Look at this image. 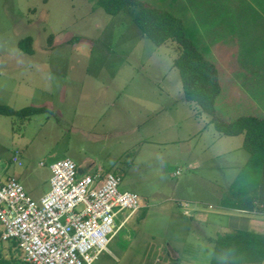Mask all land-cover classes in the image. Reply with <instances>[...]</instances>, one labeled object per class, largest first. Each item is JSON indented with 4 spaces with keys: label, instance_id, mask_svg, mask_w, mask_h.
<instances>
[{
    "label": "rangeland",
    "instance_id": "1",
    "mask_svg": "<svg viewBox=\"0 0 264 264\" xmlns=\"http://www.w3.org/2000/svg\"><path fill=\"white\" fill-rule=\"evenodd\" d=\"M139 1L181 19L188 38L220 69L225 88L232 36L264 23L252 17H264V0ZM92 6L90 0H0V105L45 108L29 120L0 116V176L27 173L28 183L18 182L38 201L49 190L50 165L59 160L71 159L91 175L115 173L119 191L136 194L141 209L95 264H211L214 240L229 233L214 226L231 221L207 227L187 216L188 223L184 211L210 212L208 205L217 211L254 190L264 154L233 171V156L244 151H232L243 137L228 141L183 101L176 46L156 47L143 38L132 23L136 9L111 17ZM27 37L32 55L18 48ZM74 37L80 40L72 43ZM229 103L228 94L219 112L233 121ZM236 227L264 236L263 221ZM166 243L182 257L167 253Z\"/></svg>",
    "mask_w": 264,
    "mask_h": 264
},
{
    "label": "built area",
    "instance_id": "2",
    "mask_svg": "<svg viewBox=\"0 0 264 264\" xmlns=\"http://www.w3.org/2000/svg\"><path fill=\"white\" fill-rule=\"evenodd\" d=\"M49 172V191L38 201L16 179L0 177V240L13 241L24 264H94L141 209L138 197L119 191L115 173L78 177L71 159Z\"/></svg>",
    "mask_w": 264,
    "mask_h": 264
},
{
    "label": "trees",
    "instance_id": "3",
    "mask_svg": "<svg viewBox=\"0 0 264 264\" xmlns=\"http://www.w3.org/2000/svg\"><path fill=\"white\" fill-rule=\"evenodd\" d=\"M90 1L93 4V11L101 9L111 17L118 16L126 9H136L132 23L140 30L143 38L150 40L156 47L168 43L176 46L177 54L173 67L179 73L183 101L196 105L203 114L208 116L218 135L242 136V149L250 154V159L260 152L264 154V120L247 116L226 121L216 111V100L221 92L217 69L187 37L181 19L169 11L147 6L139 0ZM79 40L80 38L74 37L72 43ZM31 44L32 39L27 37L19 41L18 48L23 53L32 55ZM43 112H45L44 107L14 110L0 105V116L20 120H29ZM77 172L84 174V170L80 167ZM225 208L264 215V161L261 163V175L256 188L243 196H237L232 202L225 203ZM213 247L211 264H242V262L261 264L264 262L263 235L246 231L228 233L217 236Z\"/></svg>",
    "mask_w": 264,
    "mask_h": 264
},
{
    "label": "crops",
    "instance_id": "4",
    "mask_svg": "<svg viewBox=\"0 0 264 264\" xmlns=\"http://www.w3.org/2000/svg\"><path fill=\"white\" fill-rule=\"evenodd\" d=\"M252 17H257L258 21L264 22V17L260 16L259 14L256 15L254 14V16ZM259 26L260 28L258 29L251 28L250 30H247V32L243 28L238 35H235L236 37L233 38L232 36V44H231L232 48H230V54L232 55V63H231V70L229 77L230 81H229V86L227 88H225L222 85L221 75L219 74L220 69L218 70V66L217 65L215 66L218 72L220 86H221L220 95L216 100V111L218 112V114L220 113L219 109H223L222 103L225 102V96L229 94L231 98V103H229V105L233 110L234 116L237 117L235 119H238L240 117L254 116L264 120V92L258 93V88L261 89L264 88V23L260 24ZM186 35L187 37L191 36L190 34L188 36L187 30H186ZM219 115L224 120H229L227 119L225 113H220ZM236 138L238 137H229L228 141H236L233 140ZM238 149L244 151L242 149V143H241V147H238L237 145V147H235V149L232 152ZM226 154H230V153H226ZM233 157H235L234 161L233 163L231 162L232 164L230 165L233 171L236 170V168L240 165L241 162H244V164L247 163L246 165H248L249 163L248 161L251 160L249 154L246 151H244V154L242 155L233 156ZM198 165L201 166L200 162L198 163ZM83 170H84V174L78 173L79 176L90 174V168L86 167ZM23 174L24 175L17 174L15 175L14 178H18L17 181H19L20 183L21 180H23L26 185L30 179V176H28L27 173H23ZM0 177L6 179L9 176H0ZM47 184L49 187V179L47 181ZM45 194H43L39 199H41ZM223 195L224 192L223 190H221L220 194L218 195L219 199H222ZM206 208L210 210V212H202V210H200L199 208L193 209L191 211L185 210L186 212L184 211V215H185L184 219H187L186 218L187 216L193 217V220L194 218H198L199 221L197 223L209 227L210 225L212 226V224L215 223L216 220L220 221L222 219L227 218L229 219V222L231 221L228 224V226L226 227L214 226L215 228L221 229V234H225L227 232L233 233L237 231H245V230H241L240 227H236V226H246L249 224L250 220L256 222L259 221L264 222V215H258L256 213H250L248 211H240L236 209H227V208H221L218 209L217 211H213L214 208L211 205L206 206ZM203 213H210V215H204ZM242 218L247 220H241ZM187 221L188 223H191L190 218L187 219ZM253 225L254 223L252 224V226H249V229H253ZM1 229H0V233H1ZM246 232H251V231H246ZM0 242L3 241L0 240ZM3 243L6 244V253L0 255L3 257V260L1 259L2 263L24 264L21 261V254L18 251L16 244L13 241H8ZM160 244H162L161 241L159 244L157 243V246H159ZM166 245H167V253H169L171 256L173 255L174 257H182L180 252H177L176 250L171 248L170 243H166ZM192 259H193L192 257H189L188 260H192Z\"/></svg>",
    "mask_w": 264,
    "mask_h": 264
}]
</instances>
